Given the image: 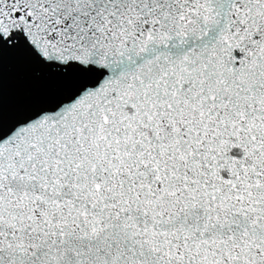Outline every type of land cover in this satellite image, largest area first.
<instances>
[{
	"label": "snow or ice",
	"instance_id": "obj_1",
	"mask_svg": "<svg viewBox=\"0 0 264 264\" xmlns=\"http://www.w3.org/2000/svg\"><path fill=\"white\" fill-rule=\"evenodd\" d=\"M0 264H264V0H0Z\"/></svg>",
	"mask_w": 264,
	"mask_h": 264
},
{
	"label": "water",
	"instance_id": "obj_2",
	"mask_svg": "<svg viewBox=\"0 0 264 264\" xmlns=\"http://www.w3.org/2000/svg\"><path fill=\"white\" fill-rule=\"evenodd\" d=\"M13 84L10 79H6V104L11 102Z\"/></svg>",
	"mask_w": 264,
	"mask_h": 264
}]
</instances>
